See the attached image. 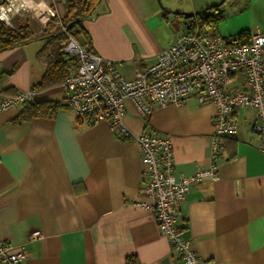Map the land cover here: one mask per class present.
I'll use <instances>...</instances> for the list:
<instances>
[{"label":"crops","instance_id":"1","mask_svg":"<svg viewBox=\"0 0 264 264\" xmlns=\"http://www.w3.org/2000/svg\"><path fill=\"white\" fill-rule=\"evenodd\" d=\"M101 0L82 23L90 52L138 78L183 30L181 12L210 7L211 0ZM175 12V14H172ZM208 33L264 35V0H239L220 10ZM32 32L27 43L0 52V100L31 92L34 102L61 106L52 119L17 123L22 105L0 113V242L23 246L19 264H181L153 219L137 144L106 124L87 127L69 109L61 83L37 87L47 72L49 39ZM240 38V39H241ZM88 43V44H87ZM231 92L242 90L234 79ZM126 128L170 141L176 176L210 165L215 108L195 97L179 106L151 105L148 117L126 103ZM238 132L222 140L219 180L192 185L177 226L204 264H264V155L250 132L254 113L237 110ZM40 237L29 241L31 232Z\"/></svg>","mask_w":264,"mask_h":264},{"label":"built area","instance_id":"2","mask_svg":"<svg viewBox=\"0 0 264 264\" xmlns=\"http://www.w3.org/2000/svg\"><path fill=\"white\" fill-rule=\"evenodd\" d=\"M88 0H0V19L13 30L16 20L24 21L35 34L46 32L49 25L61 33L62 51L73 58L61 88L69 109L87 127L106 124L111 133L132 141L140 150L144 167V191L159 233L166 238L170 250L181 264H204L190 239L177 226L181 206L192 185L219 180L217 157L224 138L232 139L238 132L233 114L248 109L254 113L250 132L258 138L256 149L264 155V35L256 29L248 41L239 36L222 37L202 32L185 21L174 42L162 50L156 62L138 78L125 79L114 62L90 52L76 36L66 30L59 5L65 13L69 6L81 9ZM34 25V27H33ZM234 79L242 90L231 92ZM215 108L212 119L210 165L190 176H176L170 141L149 132L133 135L125 126L126 103L146 118L151 105L179 106L187 98ZM34 102V95L25 92L0 100V113L14 106ZM40 237L31 232L28 240ZM24 259L23 246L15 248L0 242V264H19Z\"/></svg>","mask_w":264,"mask_h":264},{"label":"trees","instance_id":"3","mask_svg":"<svg viewBox=\"0 0 264 264\" xmlns=\"http://www.w3.org/2000/svg\"><path fill=\"white\" fill-rule=\"evenodd\" d=\"M101 0H88L85 5L76 10L73 6H69V10L63 17V22L66 30L76 36L83 44L81 39L88 40V35L84 30L82 23L88 19H92L95 15V9ZM181 16V15H180ZM189 21L191 27H198L202 32H207L208 28L215 26L221 21V12L218 7H211L209 10L197 15L192 21L189 18H184ZM44 34L49 39L51 55L48 56L47 72L43 81L37 87H48L63 82L66 77L67 69L72 65L73 58L62 51L61 33L54 29L51 24L48 26ZM81 38H79V37ZM241 38V37H240ZM32 39V32L28 24L21 20H16L13 30L7 28L0 23V52L8 50L12 47L27 43ZM242 41H245L241 38ZM88 44V43H87ZM61 106L57 103L50 102H32L24 103L20 110L17 123L29 121L32 119H52ZM124 264H140L135 256H126Z\"/></svg>","mask_w":264,"mask_h":264},{"label":"rangeland","instance_id":"4","mask_svg":"<svg viewBox=\"0 0 264 264\" xmlns=\"http://www.w3.org/2000/svg\"><path fill=\"white\" fill-rule=\"evenodd\" d=\"M175 3L174 4H183L184 0H174ZM213 1L214 3H212L210 6L212 5H217L219 4L222 0H211ZM239 0H225L223 3L220 4V6L218 7L220 10H224L225 8L227 9L228 7H230L231 5L233 4H236ZM156 3L159 7H161L160 9H164L166 10L164 4V0H156ZM59 9H60V12L62 13L61 15L63 16L65 14V10H64V7L59 5ZM34 27V25H33Z\"/></svg>","mask_w":264,"mask_h":264},{"label":"water","instance_id":"5","mask_svg":"<svg viewBox=\"0 0 264 264\" xmlns=\"http://www.w3.org/2000/svg\"><path fill=\"white\" fill-rule=\"evenodd\" d=\"M225 0H222L219 4H217V5H212V6H210V7H207V8H203V9H201V10H198V11H195V12H181V13H179L181 16H183L184 18H189V19H191L192 21L194 20V18L197 16V15H199V14H201V13H203V12H205V11H207V10H209L211 7H219L220 6V4L221 3H223ZM161 8V7H160ZM162 11H165L164 9H161ZM172 14H175V12H172Z\"/></svg>","mask_w":264,"mask_h":264},{"label":"clouds","instance_id":"6","mask_svg":"<svg viewBox=\"0 0 264 264\" xmlns=\"http://www.w3.org/2000/svg\"><path fill=\"white\" fill-rule=\"evenodd\" d=\"M0 19L7 20L8 18L6 16H0Z\"/></svg>","mask_w":264,"mask_h":264}]
</instances>
